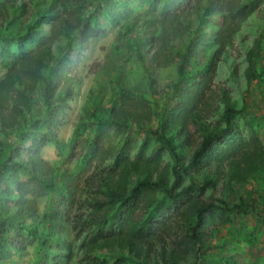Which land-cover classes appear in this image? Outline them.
Wrapping results in <instances>:
<instances>
[{
  "label": "rangeland",
  "instance_id": "1",
  "mask_svg": "<svg viewBox=\"0 0 264 264\" xmlns=\"http://www.w3.org/2000/svg\"><path fill=\"white\" fill-rule=\"evenodd\" d=\"M7 1L18 0H0V3ZM97 1L99 8L89 22L96 33L83 48L76 45L61 60L66 38L59 37L53 42L52 56L43 64L42 78L31 93L30 108L24 111L16 128L0 130L1 152L16 160L0 171V206L1 199L5 204H14L11 195L21 193L29 208L20 217L0 214V264H114L121 257L126 264L164 263L170 244L181 238L186 229L178 211L188 197L216 201L223 190L220 181L214 187L206 185L201 190H188L175 201L162 198V192L156 190L158 200L146 211L149 228L142 238L149 239V246L142 244L137 255L106 249L84 258L85 240L98 231H113L116 221L106 218L96 223L86 222V218H91L89 196L98 184L96 173L109 160L103 159L105 154L119 150L131 137L140 141L143 136L132 128L112 123L111 114L118 108L124 110L140 104L157 110L178 76V56L167 67L148 70L150 52L158 45L151 37L157 39L160 17L165 12L183 14L181 26L187 30L176 47H183L182 40L191 36L189 52L195 53L200 63L216 48L219 4L239 5L228 15L243 19L208 71L210 89L206 88L204 94L212 109L205 113L200 129L223 126L221 114L225 107L234 110L231 127L211 144L209 153L198 163L181 171L178 188L189 181L201 184L209 176H219L210 154L240 151L255 136L263 150V160L256 173L233 184L227 198L236 194L251 197L257 207L247 214L220 209L204 211L199 236L206 243V251L199 264H264V230L257 217L264 216V0H220L212 7H208L206 0ZM43 3L41 8L49 5L50 0ZM48 20L50 17H31L30 25L18 29L21 37L8 34L7 27L9 31L16 28L15 22L1 21L0 78L10 54L27 51L37 44L40 36L48 35ZM109 37L108 43L101 46L102 58L93 59L94 45ZM138 39L137 51L142 53V59L134 52L133 44ZM163 50L169 51V47L164 46ZM250 51L254 64L247 71ZM184 68L192 69V62ZM47 83L51 90L48 104L43 101L42 92ZM138 96H143L144 102ZM173 104L170 101L167 106ZM198 108L195 106L191 111ZM151 122L155 123L152 116ZM200 129L190 125L191 143L177 150L182 164L188 161L199 142ZM33 138L45 140L38 155L48 169L44 175L35 173L31 177L22 168L21 160L28 155ZM156 144L155 139H148L147 149ZM167 162L172 164L173 157L164 150L162 163ZM168 178L171 180V175ZM223 219L226 221L222 222ZM190 260L191 255L182 264Z\"/></svg>",
  "mask_w": 264,
  "mask_h": 264
},
{
  "label": "trees",
  "instance_id": "2",
  "mask_svg": "<svg viewBox=\"0 0 264 264\" xmlns=\"http://www.w3.org/2000/svg\"><path fill=\"white\" fill-rule=\"evenodd\" d=\"M216 1L220 0H206V4L212 7ZM43 2L44 0H18L0 3V23L2 20L15 22L16 28H11L9 31L7 27L8 34L15 37L22 36L18 33V29L30 25L31 17L34 19L50 17L48 35L40 36L33 48L20 54H10L7 63L4 64L5 70L0 78L1 131L16 128L24 117V111L30 108L31 93L42 78L43 64L52 56L53 42L59 37L66 38L65 48L59 56L61 60L76 45L83 48L88 39L96 33L89 22L99 8L97 0L94 2L93 0H50L49 5L41 8L45 5ZM219 5L216 48L200 63L197 62L196 54L189 52L191 36L182 40L183 47H176L177 42L182 39L181 35L187 30V27L181 26L183 14L165 12L158 20L157 39L151 37L153 43L157 42L158 45L150 52L151 64L148 70L152 67H167L174 62L175 56H178L180 57V63L177 66L178 76L170 85L166 100L157 110L140 104V106L133 105L124 110L118 108L116 113L111 114L109 119L112 123L132 128L136 132H141L143 136L140 141L129 138L119 150L107 152L103 157L109 160L106 164H102L101 169L96 173L98 184L91 190L89 196L91 218H86L85 221L90 220L96 223L97 220L115 218V228L106 233L98 231L97 234L87 238L82 246L84 258L89 259L90 253L106 249L126 250L130 255H137L142 244L149 246V239L142 240V238L143 232L149 228V214L146 211L158 200L156 190L162 192V198L175 201L188 190H201L206 185L214 187L219 181L223 187L216 201H200L196 197L187 198L178 211L186 229L181 238L170 244L163 264H182L189 255L192 260L183 264H199L202 261L200 258L204 257L206 243L199 236V226L204 211L220 209L233 214H247L256 209L257 204L254 198L238 194L227 198L233 190V184L256 173L263 160V150L255 136L247 143L248 147H243L240 151L225 154L223 150V152L213 151L210 154V157H214L215 170L219 173L220 179L219 176H209L201 184L189 181L184 187L178 188L181 185V171L198 163L209 153L211 144L231 127V113L234 110L225 107L221 114L223 126L209 130L206 127L200 129L205 113L212 109L210 100L204 94L206 88L207 91L210 89L208 71L218 57L219 51L229 43L231 32H234L236 25L243 19V17L228 15L239 5ZM197 6H200L199 2ZM139 41L140 39L133 44L134 52L139 59H142V53L137 51ZM164 46L169 47V51H164ZM252 53L250 51L247 55L249 63L247 71H250L254 64ZM189 62H192L193 68L185 69ZM149 81L151 82L152 79ZM50 91V85L45 84L42 92L43 101L47 104ZM138 100L144 102L145 98L138 96ZM170 101L174 104L167 106ZM195 106L199 108L191 111ZM151 116L155 119L154 124L151 122ZM190 125L200 129V140L190 153L188 161L182 164L177 150L182 145L188 146L191 143ZM151 138L155 139L157 144L147 149L148 139ZM44 141L33 138L28 145V155L21 160L22 168L31 177H34L35 173L44 175L47 172L48 166L44 165L38 155V150ZM1 145L2 141H0V171L2 173V168L16 160L4 156ZM3 147L4 145L2 149ZM164 150L173 157L172 164L162 163ZM169 175L171 180L168 178ZM11 197L15 199L12 205L5 204L1 199L0 214L15 218L29 212L23 194L17 193ZM257 217L264 230V216ZM126 263V260L121 257L117 258L114 264Z\"/></svg>",
  "mask_w": 264,
  "mask_h": 264
},
{
  "label": "clouds",
  "instance_id": "3",
  "mask_svg": "<svg viewBox=\"0 0 264 264\" xmlns=\"http://www.w3.org/2000/svg\"><path fill=\"white\" fill-rule=\"evenodd\" d=\"M111 39V37L107 38V39H102L100 41H98L94 47H93V52H92V57L93 59H101L102 58V52H101V46H104L108 43V41Z\"/></svg>",
  "mask_w": 264,
  "mask_h": 264
}]
</instances>
